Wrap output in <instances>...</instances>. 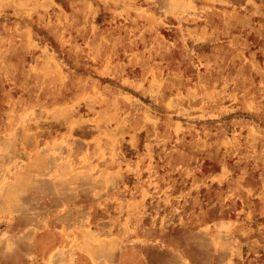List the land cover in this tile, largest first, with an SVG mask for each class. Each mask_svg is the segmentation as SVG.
Instances as JSON below:
<instances>
[{"label": "rangeland", "instance_id": "rangeland-1", "mask_svg": "<svg viewBox=\"0 0 264 264\" xmlns=\"http://www.w3.org/2000/svg\"><path fill=\"white\" fill-rule=\"evenodd\" d=\"M0 264H264V0H0Z\"/></svg>", "mask_w": 264, "mask_h": 264}]
</instances>
